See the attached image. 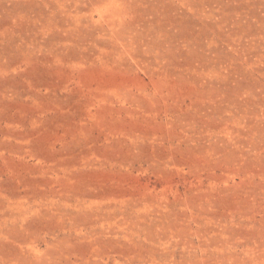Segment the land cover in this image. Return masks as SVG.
I'll list each match as a JSON object with an SVG mask.
<instances>
[{
    "label": "rangeland",
    "instance_id": "rangeland-1",
    "mask_svg": "<svg viewBox=\"0 0 264 264\" xmlns=\"http://www.w3.org/2000/svg\"><path fill=\"white\" fill-rule=\"evenodd\" d=\"M0 264H264V0H0Z\"/></svg>",
    "mask_w": 264,
    "mask_h": 264
}]
</instances>
